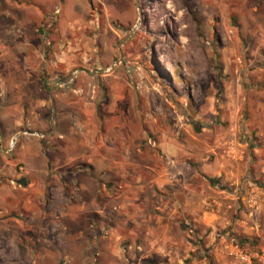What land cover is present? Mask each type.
I'll list each match as a JSON object with an SVG mask.
<instances>
[{
	"label": "rangeland",
	"instance_id": "1",
	"mask_svg": "<svg viewBox=\"0 0 264 264\" xmlns=\"http://www.w3.org/2000/svg\"><path fill=\"white\" fill-rule=\"evenodd\" d=\"M24 2L33 18L44 16V39L56 64L45 93L52 97L49 122L68 109L92 118L77 133H94L101 153L119 150L118 138L125 135V150H140L151 165L177 166L182 181L188 169L213 157L215 138L239 132L249 106L261 99L251 86L264 76V0H7L0 4V22L12 19H5L3 11L16 13L14 5ZM8 78L0 75V106L12 110L17 93ZM56 83L62 93L54 89ZM4 128L0 123V136ZM22 133L42 138L31 128ZM42 140L45 159L54 152L64 170L75 166L68 162L71 157L85 152L76 146L64 154ZM19 142L0 137V264L96 259L97 249L71 236L89 232L84 225L91 216L71 225L68 217L58 223L44 220L42 205L23 185L30 176L24 173ZM63 206L46 208L58 212ZM239 233L233 232L235 239L247 237ZM253 241L252 247L233 246V253L226 254L220 245L206 247L200 239L190 257L180 255L171 264H264V235Z\"/></svg>",
	"mask_w": 264,
	"mask_h": 264
},
{
	"label": "crops",
	"instance_id": "2",
	"mask_svg": "<svg viewBox=\"0 0 264 264\" xmlns=\"http://www.w3.org/2000/svg\"><path fill=\"white\" fill-rule=\"evenodd\" d=\"M26 5L16 3L13 14L3 11L5 19H12L0 22V75L9 77L6 82L17 93L18 103L12 110L0 106V123L5 125L0 137L20 140L24 173L30 176L24 186L34 202L42 205L44 220L58 223L68 217L70 224L88 221L91 216V222L84 225L90 231L71 236L97 249V258L77 264H171L180 255L190 257L200 239L206 247L220 245L226 254L233 253V246H254L253 240L264 235V76L251 86L260 91L261 99L249 106L239 132L215 138L210 147L213 157L188 169L181 181L177 166L151 165L140 150H125V135L118 138L122 139L119 150L101 153L94 133L91 137L77 133L80 125L93 123L90 117H78L68 109L49 122L52 97L45 93L56 64L44 39V16L33 18L32 8ZM54 57L57 61L56 53ZM59 85L54 89L61 92ZM58 93L54 94L56 100ZM27 128L64 154L69 155L65 151L72 152L76 146L85 152L71 157L68 162L75 166L64 170L54 152L45 159L41 137L23 135ZM54 140L60 145H54ZM162 148L177 162L175 154ZM52 203L65 206L58 212L47 209ZM196 228L202 230L198 233ZM238 231L247 237L235 239L233 232Z\"/></svg>",
	"mask_w": 264,
	"mask_h": 264
},
{
	"label": "built area",
	"instance_id": "3",
	"mask_svg": "<svg viewBox=\"0 0 264 264\" xmlns=\"http://www.w3.org/2000/svg\"><path fill=\"white\" fill-rule=\"evenodd\" d=\"M59 11H58V9H56L55 10V14H57ZM148 143L151 145V146H154L155 145V143L154 142H151V141H148ZM138 250H139V248H137Z\"/></svg>",
	"mask_w": 264,
	"mask_h": 264
},
{
	"label": "water",
	"instance_id": "4",
	"mask_svg": "<svg viewBox=\"0 0 264 264\" xmlns=\"http://www.w3.org/2000/svg\"><path fill=\"white\" fill-rule=\"evenodd\" d=\"M139 21H140V17H139V19H138L136 25L134 26V29L139 25Z\"/></svg>",
	"mask_w": 264,
	"mask_h": 264
},
{
	"label": "trees",
	"instance_id": "5",
	"mask_svg": "<svg viewBox=\"0 0 264 264\" xmlns=\"http://www.w3.org/2000/svg\"><path fill=\"white\" fill-rule=\"evenodd\" d=\"M26 183L24 182L23 185H25Z\"/></svg>",
	"mask_w": 264,
	"mask_h": 264
}]
</instances>
